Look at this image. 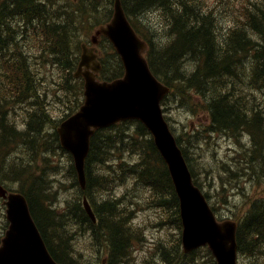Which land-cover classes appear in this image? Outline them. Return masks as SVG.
<instances>
[{"label": "trees", "instance_id": "1", "mask_svg": "<svg viewBox=\"0 0 264 264\" xmlns=\"http://www.w3.org/2000/svg\"><path fill=\"white\" fill-rule=\"evenodd\" d=\"M245 1L235 7V0H221V9L215 11L205 6L204 0L122 3L132 26L148 43L146 57L152 72L171 88L163 106L174 104L207 121L208 126L198 130V137L201 133L206 137L247 135L253 146L248 156L245 152V166L234 173L260 184L264 176V109L260 106L264 103L253 102L255 97L248 93L255 92L257 99L264 94V0ZM73 2L63 11L55 0L9 1L0 5V175L25 195L57 262L127 264L134 240L140 239L139 231L129 222L127 205H121L125 195L118 199L114 188L124 183L126 174L132 175L137 186L152 193L155 205L166 210L170 222L181 231L179 202L152 136L136 121L95 133L86 161L87 188L83 191L79 186L72 158L62 149L56 129L83 102V80L74 77L85 41L78 35L90 36L97 27L108 23L114 0ZM220 11H229L232 25L225 26L222 18L220 22ZM152 12L160 17V23L153 24L147 18ZM16 19L24 21L30 39L23 37ZM33 44L39 48V57L30 52ZM98 53L102 63L99 79L112 81L124 75L123 63L107 38L101 37ZM40 65L59 70L58 78L49 81L46 88L39 77ZM53 99L63 107L68 101L73 106L69 105L58 120L52 113ZM18 111L25 112L21 122L13 119V113ZM190 136L188 133V142L196 145ZM177 141L195 183L201 187L187 156L184 136H177ZM62 156L70 160L67 176L77 187L74 194L66 197L63 212L54 206L56 189L64 187L62 181H57L63 167L55 161ZM127 156L136 161L130 163ZM84 197L93 207L97 223L85 211ZM242 216L235 218L241 264H258L257 260L264 257V194L250 200ZM80 232L88 233L98 258L105 252L103 260L93 261L77 253L75 239ZM172 248H160L159 256L166 264L204 262L198 256L201 250L184 254L181 239ZM205 250L208 264H216L209 249Z\"/></svg>", "mask_w": 264, "mask_h": 264}, {"label": "water", "instance_id": "2", "mask_svg": "<svg viewBox=\"0 0 264 264\" xmlns=\"http://www.w3.org/2000/svg\"><path fill=\"white\" fill-rule=\"evenodd\" d=\"M114 11L112 21L101 27L92 41L98 43L97 38L103 35L113 43L123 61L125 75L111 82L98 80L102 66L95 48L83 46L75 77L84 79L85 101L80 110L57 129L61 146L73 156L79 183L85 189V163L95 132L124 121L141 122L151 133L178 196L185 252L209 246L217 264H237V225L231 221L219 223L205 195L194 185L162 109V101L171 90L153 74L145 57L148 44L130 24L121 0H115ZM0 197L6 199L9 222L0 246V264H58L47 249L26 198L19 193L7 194L1 185ZM84 205L95 221L87 198Z\"/></svg>", "mask_w": 264, "mask_h": 264}, {"label": "rangeland", "instance_id": "3", "mask_svg": "<svg viewBox=\"0 0 264 264\" xmlns=\"http://www.w3.org/2000/svg\"><path fill=\"white\" fill-rule=\"evenodd\" d=\"M3 1L6 0H0V3ZM55 1L57 7H61V11L66 10L68 4L74 3L73 0ZM204 2L205 6L213 7L214 11L217 8L221 9V0H204ZM245 2V0H235L234 6L238 7L239 3L242 4ZM223 9L226 8L223 7ZM54 11H57V8H55ZM218 14L220 22L222 18V23L225 26L233 24L229 11H220ZM147 18L150 19L153 24L157 22L160 23L161 20L155 12L147 15ZM22 19H16V22L20 23L18 26L19 30L23 33L24 38L28 37V39H30V32H26L29 29H25L24 21ZM78 36L79 40L84 39L85 41H88L90 39L87 38L90 37L89 34H84V36L79 34ZM30 52L33 55H37V57L40 56L39 48L34 46V44L31 47ZM38 71L40 72L39 77L45 81V88L46 85L49 84V81H55L59 75L58 68L46 65H40ZM254 93H248V95L255 97V100H251H253V102L260 101L259 103L263 104L264 94H261L257 99V94L255 95ZM69 100H71L70 97ZM52 103L53 117L57 120L61 119L64 110L68 109L70 101L66 102L65 104L68 105H65L64 107L58 99H53ZM260 107L264 109V105ZM165 108L167 109L165 113L168 117V123L172 127L175 135H182L186 140L184 142V147L191 165L193 164V171L195 172L197 180L201 184V188L208 194L210 202L218 210V212L216 210V214L222 218L229 217L236 221V219H239V217L243 215L250 200L255 199L257 196L262 197L264 194V176H262L261 183L258 184V182L251 181L247 178H238L234 174V172L237 171V168L245 166L246 162L244 160V155L246 151L248 156L249 149L253 146L251 140L248 139L247 135H241L238 136V138L226 136L224 134L206 137L204 133H201L202 135L198 137V130L202 128V125L208 126L209 123L207 121L203 122V120L197 115L188 114L186 110H182L174 104H169L165 106ZM23 116H25V112L23 111L13 113V119L18 120V122L23 120ZM201 116L202 114H200V117ZM188 133L191 135L190 139L195 140L196 145L188 142ZM22 149H24V146ZM23 152L24 151H22L21 154ZM127 159L130 163L136 161L130 159L128 156ZM55 161L59 162L63 167L57 180H61L64 187H60V192L57 196V204L55 203L56 207L60 211H63L65 209V198L69 197L71 193L74 194L77 189L73 186L72 179L67 176L68 171L66 166L67 164H70L68 157L66 156L63 159L62 156L59 159H55ZM263 173L264 171H261V175ZM0 183L11 190L17 189L13 183L6 181L3 174L0 175ZM137 184L138 183L134 181L132 175L126 174L124 177V183L115 187L113 190L117 198H120L118 196L126 194V199L123 203L127 205L128 208L127 212L130 217L129 222L136 232L137 229L139 231L140 239L137 238L134 240L131 248L132 255L127 264H166L164 259L159 256L160 248L167 247L168 250H172L173 244H175L178 239H181L182 231L176 230L173 222H170L168 216L169 213L165 212L166 210L155 205L154 201H152V193L145 190L141 185L137 186ZM107 197L111 198L109 196ZM172 215L175 217L173 211ZM5 222V209L0 200V234L4 230ZM85 235L80 232L76 237L75 245L77 253H81L83 257L86 256L93 261H98L99 258H102L103 260L106 256L105 252L104 254L101 252L98 258V255H96V246L89 241L90 236L88 233ZM200 250L201 254L198 256L204 258L202 264H208L209 257L205 248ZM205 257H207V259H205ZM257 263L264 264V257L257 260ZM247 264H249V262H247Z\"/></svg>", "mask_w": 264, "mask_h": 264}]
</instances>
